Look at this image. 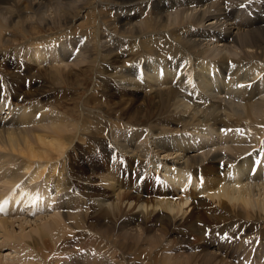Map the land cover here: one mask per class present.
Wrapping results in <instances>:
<instances>
[{"label": "bare ground", "instance_id": "6f19581e", "mask_svg": "<svg viewBox=\"0 0 264 264\" xmlns=\"http://www.w3.org/2000/svg\"><path fill=\"white\" fill-rule=\"evenodd\" d=\"M53 1L55 2V0H0V50L7 51L12 48L18 38L29 40L24 46L34 48L43 42L49 45V49L53 48L50 45L55 46L56 40L63 38L61 46L56 47L57 54L70 57L72 55L70 52L79 45L77 44L79 36L88 35L96 41L79 45V50L83 49L80 54L82 58L92 62L90 71L94 74L91 78L93 81L91 89L84 99H81V93L78 91L74 92V95H67L64 92L63 102L67 105L64 106L57 99L50 98L52 92L55 94V90L47 91L45 87L50 84L54 88L65 83L71 90L72 81L77 79L76 85L82 89L86 88L89 82L79 77L85 72V67L79 69L77 74L71 71L56 74V69L50 70L47 77H42L40 72L37 74L23 70L24 76L18 72L10 75L12 77L8 79L10 97L14 98L17 104H29L33 108L28 111L25 109L29 107L24 106L20 107L21 109H11L14 116L11 120L4 121L7 114L3 117L0 115V150L6 151H2L0 157H7L6 162H11L13 153L19 154L20 157L17 166L9 165L10 169L5 171L1 169L3 167L0 168V178L6 177L16 181L31 168L32 163H38L36 172L30 173L31 181L40 177L43 167L46 168L48 163L51 165L49 171L57 177L54 193L64 191L65 194H62L69 197H65L64 210H61L64 223L58 218H51L52 221L45 220L46 222L43 221L37 230L39 240L32 239L31 246L35 249L36 258L42 261L41 264H50L46 261L50 255L55 262L61 260L63 256L69 257L70 255L65 252L71 251L66 244L69 240H76L78 236L84 238L80 243L84 244V249L79 246L75 249L74 255L80 253L84 254L86 259L90 257L86 264H104L110 257L112 246L117 247L119 259L123 264L122 257L131 253L130 260L135 261L143 260L144 256L149 254L148 260L151 264H196L193 263L197 256L195 254L183 256L184 258L181 255L170 257L162 255L164 260L159 258L158 261L155 253L151 254L139 244L142 237L126 231L119 233L125 225L123 219L129 224L137 216L140 217L137 224L143 234H146V231L144 232L146 226L153 228V224L157 222L159 233H155L149 242L150 247L154 249L160 244L158 242L160 235L166 238L169 235L173 236V249L189 245L193 238L200 240L196 241L201 244L198 250L204 249L211 246L215 237L218 238L217 232H228L232 235L235 231L234 225H242L238 233L240 238L232 241L237 246L241 243L246 246L252 243L251 236L257 237L259 241L264 240V180L256 177L251 181L246 175L251 162L252 148L255 147L251 143L245 145L244 139L243 145H238L237 139L240 138L236 136L229 144L225 141L219 142L221 137L216 135L206 136L207 132L214 133V127L219 123H222L220 127L224 128L260 125L264 132V101L259 97L255 99L254 90L257 83L250 84L252 89L246 92V96L244 92L238 97L235 96L239 89L237 85L251 83L257 73L264 78V0H247L249 11L239 15H236V11L241 3L243 5L246 2L244 0H214L212 3H207V0H57L56 3L59 4L57 14L54 15V9V12L46 16L45 11L48 7L52 9ZM178 2L183 6L191 4L196 7L206 6L198 8V11L187 19L178 13L169 16L168 21L163 12L174 3L175 6L180 4ZM78 16L82 20L75 26L73 21ZM209 16L213 17L212 22L203 23L204 26L199 27L200 21L202 24ZM40 25L43 27L39 32L41 30L51 32L46 35L43 33L45 37L40 36L38 32ZM217 27L224 31L215 29ZM20 30L25 35H17ZM33 32H37L36 35H28ZM102 35L107 37V41L99 44L97 40H100ZM228 36H231L230 41L227 39ZM211 39L232 43L236 52L220 53L208 58L205 54V42ZM42 49L48 53V48L32 49L36 63L46 55ZM127 56L132 58L130 62L125 61ZM169 57L174 59L169 60ZM229 61L232 62V67L229 66ZM226 62L224 72H220ZM161 68L163 75H158ZM139 69H142V72L138 73ZM177 71L182 75L178 82H174L177 81ZM185 71L192 73V79H197L195 86L190 79L183 84ZM217 72L224 77H219ZM210 78L215 82L214 88L212 82H209ZM23 80L27 81L28 87L22 86ZM115 85H118L117 89L120 91L126 90L139 95L142 93L141 99L138 100L142 103L130 106L124 105L120 99L111 102L109 98L115 97L113 93ZM147 87L152 91L147 93L145 91ZM216 88L225 92L221 100L212 97V91ZM90 91L93 94L89 95ZM196 91L201 93L200 97L196 95ZM226 93L230 98H226L228 97ZM180 100H184L187 105L184 109H177L179 107L176 105ZM42 108L45 112L40 111L38 119L31 121L34 113H39ZM58 110L63 111L59 114ZM69 118L75 121L73 133L66 132L62 127L63 121ZM42 119H47V122L55 124V127L44 123L42 125ZM246 120L248 124H245ZM124 123L134 125L136 128L128 136L122 137L119 129ZM36 125L39 126L35 127ZM178 125L181 128L173 127ZM199 126L204 127L198 128ZM143 133L149 139L148 146L143 147L137 143H134V146L131 136L135 137L136 141ZM151 138L153 143L150 141ZM185 140H197L199 147L190 144L183 146ZM150 146L159 150L155 149L156 153H152L153 149L151 150ZM258 148H264V140ZM115 155L126 160L125 174L124 169L119 173L118 165L110 171L104 170L110 160H115L112 159ZM132 155L136 156V161L127 158ZM173 157H178L179 160H171ZM220 161L233 163L243 177L231 182L227 178L226 169L221 176ZM212 162L214 166L210 165L208 168H217L216 173L205 177L202 173V164L209 165ZM132 163L139 164V170L136 171L138 175L142 170H148V164L152 165L153 169L159 165L165 171L163 178L173 167L176 174L186 170L193 177H197L195 170H199L203 181L206 182L202 189L201 185L197 187L200 189L187 188L185 194L182 193L175 201H170L172 198L165 200L162 197L142 196L135 191L136 176L131 175ZM206 171L210 173V170ZM49 174L44 175V180L52 178ZM117 176L123 183L116 179ZM184 181L185 178L183 183ZM210 182L218 185L214 191V184ZM70 187L72 190H69ZM30 192L36 194L34 190ZM197 193L199 196H193ZM207 197L214 198L218 207L205 200ZM105 198L109 199L107 201L111 209L103 205ZM35 199L39 202L32 201L35 208L49 204L40 195ZM75 202L84 203L85 211L83 208L80 212L85 213L79 214L77 211L73 213L79 206L74 207ZM127 202H130L129 206H141L140 208L146 210L149 206L151 210L145 214L142 211L134 212L132 209L125 211L122 204ZM184 206L189 209L188 213L183 209ZM157 207H160L161 211L155 212ZM172 211L174 212L171 214ZM7 220H10L9 216L0 217V223L8 222ZM106 223L109 225L105 226ZM65 224L68 228L73 227L74 231L69 232ZM16 233L13 237L17 236ZM48 233L53 239L59 240V243L51 242ZM18 235L21 239L24 237V234ZM227 243L225 241L217 246L225 247ZM15 244L12 245L16 246ZM165 248L173 251L168 246ZM238 248L239 251L219 248L220 254L207 253L205 259L203 256L201 262L197 264H229L225 260L221 261L227 253L238 255L236 258L241 264H255L257 253L251 246ZM252 253L255 258L252 257ZM115 256L116 254H111L110 263H113L112 258ZM70 261L72 262L71 259Z\"/></svg>", "mask_w": 264, "mask_h": 264}, {"label": "rangeland", "instance_id": "374dc122", "mask_svg": "<svg viewBox=\"0 0 264 264\" xmlns=\"http://www.w3.org/2000/svg\"><path fill=\"white\" fill-rule=\"evenodd\" d=\"M56 1L57 0H55V2L53 1V6H52V9H50L51 7H48L47 8V10L45 11V15L46 16H48L50 13H52V11L54 12V9H55V14L54 15H56L57 14V12H58V6H59V4H57L56 3ZM214 0H207L206 2L208 3H212ZM230 1V0H229ZM246 1V2H245ZM186 2H188V1H186ZM205 2V3H206ZM244 2L245 3H243V5H245V7L243 8V7H240L241 5H242V3L239 5V8L237 9V11H236V15H239V14H241V13H247L248 11H249V9L247 8V0H244ZM178 3H180L181 4V2H178ZM193 3H195V2H193ZM180 4H178V5H176L175 6V3L173 4V6L172 7H170L169 9H167L166 11H164L163 13L166 15V17H167V19H168V21H169V16L171 17V16H173V15H176V14H178V13H181L182 15H183V17H184V19H185V17H186V19L187 18H189L193 13H195V12H197L198 11V8H200V9H202V8H204L206 5H203V6H199V5H197V7L194 5V4H191V5H185V6H183L182 4L180 5ZM192 5H194V6H192ZM223 6H224V4H223ZM223 6H222V8H223ZM188 7V8H187ZM193 8V9H192ZM50 16H52V15H50ZM139 19H142V18H139ZM138 19V20H139ZM213 19V17L212 16H209V17H207L205 20H203L204 22H202V24H201V21H200V23L198 24V26L199 27H203L204 25H203V23L204 24H207V23H209V22H212L211 20ZM82 20V18H80L79 16L77 17V18H75V21H73V23H74V25L76 26V24H77V22H79V21H81ZM137 20V21H138ZM136 22V21H135ZM201 24V25H200ZM203 25V26H202ZM43 26L42 25H40L39 26V28H38V32L40 31V29L42 28ZM209 27V26H208ZM215 29H217V30H220L221 28L220 27H217V28H215ZM221 32L222 31H224V29H221L220 30ZM22 32V30H20L19 32H17V35H25V34H23V32ZM49 32H51L50 30H47V31H43V30H41V32H39V34H40V36H42L43 35V33H44V35H46V33L48 34ZM36 33L37 32H33V33H31V34H28V35H36ZM43 35V37H45ZM85 35H87L86 33H85ZM89 36L87 35L86 37L85 36H79V38H78V42H77V44H79V45H81V41L83 40V41H85V43L87 44H91V43H94V42H96V41H93V39L91 38V37H89ZM227 39H228V41H230V39H231V36H228L227 37ZM62 40H63V38H61V39H59V40H56V43H55V46L54 45H50V46H53V48H50L51 50L53 49L54 50V48H55V50H54V52H52L50 49H49V45L47 44V43H43L42 42V44H39V45H37L36 47H31V46H24V44L26 43V41H29V40H26V39H23V38H18L17 39V41L16 42H14V45L12 46V48H9V50H7V51H3L2 49L0 50V59H1V61H0V96H2V94H1V92L4 90V87H3V83H5V85H6V95L7 96H9V98L13 101V103H15L16 105H18L17 104V102H15V99L14 98H12V97H10V93H9V91H10V89L8 88V86H9V83H8V79L9 78H11L12 76H10V75H14V74H16V73H20L21 75H25V74H23V70H25V71H27V72H30V73H39L40 75H42V77H47V74H48V72H50V70H54L55 71V69H56V74H64V73H66V72H68V71H71V72H73V73H78L79 72V69H82L83 67H85V72H83V73H81L80 74V76L79 77H81L82 79H85L86 81H88L89 83H88V86L85 88H80V86H78V85H76L77 83H75L76 81H77V79H74L73 81H72V87H71V90H70V88H69V86L67 85V84H65V83H62V84H60L59 86H56V87H52L50 84H48L47 85V87H45L44 89L45 90H47V91H49V90H55V94H54V92H52V94H51V96H50V98L51 99H57L62 105H64V106H67V105H65L64 104V97L62 96V93H66L67 95H74L73 93L74 92H80L81 94H80V97H81V99H84V97L88 94V92H89V90L91 89V84L93 83V81H91V78L92 77H94V74H92V72L90 71V68H92V62H88V59H83L82 58V56L80 55L81 54V52H82V50L83 49H81V50H79V52H78V54H75V55H73L72 54V56L71 57H63L62 55L61 56H59L58 54H57V51H58V48H56V47H58V45L59 46H61V43H62ZM81 40V41H80ZM105 40V42L107 41V37L106 36H103L102 35V37L100 38V40H97V42L100 44V42L102 43V41H104ZM93 41V42H92ZM216 41V42H215ZM218 41V39L216 40V39H211L210 41L208 40L207 42H205V54L207 55V57L208 58H212V57H215V56H217L218 54H222V53H225V54H233V52H236V51H234V47H233V45H232V43H229V42H217ZM16 43V44H15ZM223 45H222V44ZM220 44V45H219ZM57 45V46H56ZM16 47V48H15ZM42 47H44V48H48L49 50H47V54H46V51L45 50H43V51H45V57H43V58H41L40 59V62L39 63H36L37 61H35L34 60V58H33V50L32 49H34L35 50V48H42ZM32 48V49H31ZM41 50V51H42ZM57 50V51H56ZM236 50V49H235ZM31 55V56H30ZM213 55V56H212ZM81 57V58H80ZM127 59V60H126ZM22 60V61H21ZM130 60H132V58H128V56L125 58V61H127V62H130ZM20 63H21V66H20ZM44 64V65H43ZM227 64V62L226 63H224L223 64V67H222V69L220 70V72H224V70H225V65ZM38 66V67H37ZM90 66V67H89ZM51 68V69H50ZM61 69H62V71H61ZM86 69H88V70H86ZM44 70H47V71H44ZM44 71V72H43ZM59 71V72H58ZM45 73V74H44ZM217 74H218V72H217ZM83 75V76H82ZM87 75V76H86ZM218 76L219 77H221V74H218ZM256 76H261L260 75V73H257L256 75H255V77ZM85 77V78H84ZM91 81V82H90ZM261 82L264 84V78L263 77H261ZM121 86H124V87H127L125 84H120ZM22 86L23 87H28L29 86V84L27 83V81L26 80H23V82H22ZM117 87H118V85H115V88L116 89H114L113 90V93L115 94V97H111V98H109L110 99V101L111 102H115L116 100H121V102H123L124 103V105H134L135 103L138 105V104H141L142 102H140V101H138V100H140L141 99V97H142V93H141V95H139V93H132V92H130V91H126V90H118L117 89ZM148 88V87H147ZM154 88V85H153V87H152V89ZM264 88V87H263ZM152 89H147L146 90V88H145V91H147V93L148 92H151L152 91ZM227 93H228V91L227 90H225ZM213 92V96L212 97H214V98H216V99H220L221 100V98L224 96V94H225V92H221V90H218V92H214V90L212 91ZM69 93V94H68ZM227 93H226V95H227ZM91 94H93V92L92 91H90V94L89 95H91ZM256 95H257V97H256ZM255 95V99H258V97L260 98V99H262L263 101H264V91H262V92H259L258 94H256ZM228 96V95H227ZM226 97V96H225ZM226 98H230V96H228V97H226ZM134 99V100H133ZM21 100H23V98L21 99ZM57 101V102H58ZM239 102V101H238ZM179 104V105H178ZM72 106V105H71ZM176 106H178L179 108H177V109H184L187 105H186V103L184 102V100H180V101H178L177 102V105ZM21 108H23V107H21ZM20 108V109H21ZM87 108V107H86ZM88 108H92V107H90V106H88ZM17 109H19V108H17ZM26 109H28V108H26ZM79 110H80V107H79ZM40 111H43V112H45L44 111V109H41ZM59 111V114L60 113H62V111L61 110H58ZM9 112H12V110H8V112L6 111V113L4 114V116L7 114V116L10 114ZM42 112V113H43ZM41 113V114H42ZM221 113H224V112H222L221 111ZM43 120V119H42ZM247 121V120H246ZM43 123H44V125H46V124H48V125H51V127H55V124H49V122H47V119H44L43 121H42V125H43ZM63 123H64V126H62V127H64L66 130V132H68V133H73L74 132V123H75V121H73V120H70V118L69 119H67V120H64L63 121ZM246 123H248V121L246 122ZM36 124H37V122H36ZM222 123H219L218 125H216L215 127H214V133H210V132H207V134L208 135H206V136H218V134H217V130H218V128L220 127V125H221ZM39 125H36L35 127H38ZM41 126V125H40ZM246 126H250V125H246ZM251 126H253L254 127V129H258L259 130V132H261V130H262V132H263V128H262V126H260V125H254V124H251ZM127 128V129H123V128ZM174 128H177V129H179V128H181L179 125L178 126H173ZM202 127H204V126H199L198 128H202ZM136 128V126H134V125H131V124H129V123H127V124H122V127L119 129V130H121V136L122 137H124L125 135H129V134H131V132L133 131V129H135ZM225 128H227V127H225ZM39 129V128H38ZM127 130H129L130 132H128V133H125ZM195 134V133H194ZM145 134L143 133V134H141V135H139V137H142V139H141V141H139V142H136L135 141V137H132L131 136V141L133 142V145H134V143H137V144H139V145H142L143 147H146V146H148V144L150 143L148 140V138L146 137V136H144ZM185 136V135H184ZM235 136L236 137H238L239 138V136L237 135V134H235ZM138 137V138H139ZM149 137V136H148ZM202 137V135L200 136V138ZM210 137H208V138H210ZM219 137V136H218ZM148 139V140H147ZM244 139V138H243ZM150 141L152 142V138L150 139ZM249 141V140H248ZM248 141H246V142H244V143H247ZM250 141H254L253 139H251ZM195 142H197V140L195 141ZM153 143V142H152ZM197 144H198V147H199V143L197 142ZM221 145H223V144H221ZM135 146V145H134ZM214 147V146H213ZM212 147V148H213ZM151 150L153 149V152L152 153H156V151H155V149H158L159 150V148H157V147H154V146H150L149 147ZM149 149V151H151ZM3 151V150H2ZM1 150H0V156H1V154L3 153V152H6V151H3L2 152ZM246 151V150H245ZM244 151V152H245ZM8 153V152H7ZM12 153V152H11ZM243 153V152H242ZM17 153H13V158H11V162H14V163H11V162H6V159H7V157H0V168L1 167H3V169H7V170H9L10 169V167H9V165H11V164H17L18 163V160H19V154H17ZM118 156V157H117ZM158 156H160L159 155V153H158ZM174 156V155H173ZM115 157H117L116 159L118 160V161H120L121 162V158H123L122 156H119V155H115ZM128 159H133V160H135L136 161V156L135 155H132L131 157H127ZM160 159H162V158H160ZM171 160H179V158L178 157H173V158H171ZM2 161V162H1ZM3 161H5L4 162V164H3ZM6 163H8V165L6 164ZM41 163V162H40ZM122 163V162H121ZM1 164H3V165H1ZM38 164V163H37ZM37 164H35V163H32V166H31V168H29V170H27V173H26V171H25V173L26 174H29V173H33V172H36V170H37ZM124 164V163H123ZM210 165H213L214 166V162H212L211 164H202V173H203V175L205 176V177H207L208 175H212L213 173H216V170H217V168H213V169H211V168H208V166H210ZM45 166V165H44ZM119 166V165H118ZM7 167V168H6ZM46 168H44L43 167V171L41 172V174H43V176L40 174V177L42 176V178H44L45 176H47L48 174H49V170H50V167H51V165H48V163H47V165L45 166ZM156 167L157 166H155V169H156ZM147 168V167H146ZM48 169V170H47ZM57 169V168H56ZM206 169H208V170H210V173L208 174L207 173V171H206ZM6 170V171H7ZM45 170V171H44ZM49 171V172H48ZM56 171L57 170H55V173H56ZM29 172V173H28ZM47 173V174H46ZM45 175V176H44ZM49 175H51V180H56L57 179V177L56 176H54L53 175V172H50V174ZM221 176H222V174H221ZM38 179V177L37 178H34L33 180H29V182L30 183H33V182H35L36 180ZM15 181H12L11 179H9V178H6V177H2V178H0V189H2L5 185H8V184H12V183H14ZM8 183V184H7ZM211 184H214V187H213V191L218 187V185H216L214 182H210ZM220 186H224V185H220ZM197 188V187H196ZM197 189H200V188H197ZM33 190L37 193H40V194H42V192H43V194H44V191H43V189H42V187H40V186H36V187H34L33 188ZM69 190H72V188L70 187L69 188ZM1 192V191H0ZM56 192V191H55ZM59 192H61V191H59ZM58 192V193H59ZM190 192V191H189ZM31 193V192H30ZM61 193H63V194H65L64 193V191H62ZM188 194V193H187ZM66 196V195H65ZM37 198V197H36ZM37 199H34L33 200V202H38V201H36ZM107 200H109L108 198H105V202H104V204L103 205H105V206H107L109 209H111L112 207H110L111 205L109 204V201H107ZM205 200H207L209 203H211L212 205H214V206H217L218 207V203H216L217 201L214 199V198H210V197H207V199H205ZM108 202V203H107ZM39 203V202H38ZM48 203V202H47ZM129 203L130 202H127V203H123L122 204V207H123V209L125 210V211H128L129 209H132L134 212H139V211H142V212H144V214L146 213V212H149L150 210H151V207H147V210L145 209V208H140L141 206H137V207H133V205H130L129 206ZM78 204H79V206H78V209L77 210H73V213H76V211H77V213H85V212H80L83 208H84V203H81V202H78ZM41 205V204H40ZM82 205V206H81ZM186 206V205H185ZM184 206V208L183 209H185V210H187V206L185 207ZM131 207H133V208H131ZM98 210V209H97ZM84 211H85V208H84ZM155 212H158V211H161V208L160 207H157L155 210H154ZM188 211H189V209L187 210V213H188ZM169 212V211H168ZM174 211H172L171 212V214L173 213ZM88 213V212H87ZM170 213V212H169ZM180 215V213H178V216ZM49 217H50V219H49ZM47 218V219H46ZM51 218H58L59 220H60V222L61 223H64V221H63V219H62V216H61V211L60 212H57V211H55V212H51V213H49V214H44V215H32V216H29V215H25V214H23V215H18V216H9V219L10 220H7L8 222H5V223H0L1 225V227H0V264H41V260L40 259H38V258H36V253H35V249L33 248V246H31L32 245V243H33V241H32V239L33 238H36V240H39V232L37 231V230H39L38 228L39 227H41V225H42V223H43V221H45V220H47V221H52L51 220ZM140 220V217H138L137 216V218H134L133 219V221H131L129 224L125 221V219H123V222L125 223V225L123 226L124 228H122V229H120L121 231H119V233H124L125 231L126 232H131L132 234H135V235H137L138 237H142V242L141 243H139L141 246H143L142 248L143 249H146V250H148V252H151V254H153L154 255V253H155V257H157V260L159 261V258L160 259H163V257H165V255L166 256H168V257H170V256H173V255H181L182 257L184 256V257H188V255L189 254H195V255H197L195 258H194V260H193V263H199V262H201V260H202V258H203V256H204V258L203 259H205V255H207V253H210V254H213V253H219L220 254V250H219V248H221V249H224V250H226V249H228V250H233V251H239V248H238V246H243V244L241 243V244H238V246H237V244H235L234 242H228L226 245H225V247H224V245H220V247L219 246H217V245H219V244H223L226 240L225 239H223V238H221V237H219V238H214L215 240H213L214 242L211 244V246L209 245L207 248H204V249H200V250H198V247H200V245L201 244H199L198 242L196 243V241H200L199 239L197 240V238H193V240H190V244L188 245V244H186V245H181V246H179L177 249H173V247H172V239H173V236L172 235H169V236H167V238L166 237H162L161 235H160V237H159V243L161 244V246H160V244L159 245H157L158 247H157V249L155 248L154 249V247H150V241H151V239H152V236L156 233V234H158L159 233V231H157V228H159L158 226H157V222L156 223H154L153 224V228L152 227H150V228H148L149 227V225L148 226H146V228L147 229H150L151 231H149V230H144V232L146 233V234H143V232L141 231V227L137 224V222ZM46 222V221H45ZM98 222V221H97ZM92 223H95V222H92ZM100 223V222H99ZM38 225V226H37ZM108 226L109 224H105V226ZM64 226H66V224L64 225ZM35 227H37L36 229H35ZM67 227V229H68V231L69 232H72V228L73 227H69L68 228V226H66ZM83 227H85V225L83 226ZM2 228H3V230H2ZM219 228H221V227H219ZM21 229V230H20ZM33 229V230H32ZM76 229V228H75ZM78 229V228H77ZM209 229V228H208ZM32 230V231H31ZM18 231H20V233L18 232ZM22 231H24V232H22ZM74 231V230H73ZM16 232H18V233H16ZM28 232V233H27ZM125 232V233H126ZM140 232H142V233H140ZM14 233H16L17 234V236L16 237H13V234ZM18 234H21V235H23L24 234V237H22V239H21V237L18 235ZM49 234V233H48ZM26 235V236H25ZM51 234H49V236L48 237H50V238H48L51 242H55L56 243V241H57V243H59V240H57L56 238H52V236H50ZM38 236V237H37ZM195 236H197V235H195ZM202 236V235H201ZM84 238L82 237V236H78V237H76V240H69L68 242H67V244H66V247L68 248V250L69 251H71V256H67V257H65V256H63L62 258H61V260H59L58 262H55L52 258H51V255L50 256H48L47 257V259H46V261L47 262H50V264H81V262H78V260L76 259L77 257H79L81 254L80 253H76L75 255H74V251H75V247H76V242H78V243H81L82 242V240H83ZM255 240V242L256 241H258V243L259 244H257L256 246H255V248L253 249V251L255 252V253H257V256H256V258L254 257V253H252V257L253 258H255L256 260H258L259 258H260V256H261V254L262 253H260L261 252V250L263 251L264 250V240H261V241H259L260 239H258L257 237H255V236H251V242H253ZM21 241V242H20ZM193 241H194V243H193ZM32 242V243H31ZM35 242V241H34ZM90 242V241H89ZM192 242V243H191ZM237 242H239V241H237ZM14 243H16L15 245L16 246H13L14 245ZM31 243V244H30ZM56 243V244H57ZM202 243V242H201ZM13 244V245H12ZM20 244V245H19ZM192 244H198V246L197 245H192ZM204 244V243H203ZM30 245V246H29ZM87 245H88V243H87ZM207 245V244H206ZM246 245V244H245ZM11 246V247H10ZM12 246H13V248H12ZM27 246V247H26ZM166 246H168V247H170L173 251H171V250H167L165 247ZM183 246V247H182ZM234 246H235V248H234ZM17 247H19L18 249H17ZM25 247V248H24ZM162 247V248H161ZM219 247V248H218ZM227 247V248H226ZM66 248V249H67ZM158 248H159V250H158ZM164 248H165V250H164ZM26 249V250H25ZM114 249H116V250H114ZM153 249V250H152ZM259 249H260V252H259ZM19 250H21V251H19ZM23 250V251H22ZM25 250V251H24ZM67 250V251H68ZM151 250V251H150ZM156 250V251H155ZM162 250H163V252H162ZM115 251V252H114ZM139 251V250H138ZM154 251V252H153ZM25 252V253H24ZM137 252V251H136ZM160 252V253H159ZM199 252V253H198ZM201 252V253H200ZM69 254L70 255V252H65V254ZM114 253V255L116 254V256L118 257H114V258H112V261H113V263H110V261H109V259H111V254H113ZM50 254V253H49ZM200 254V255H199ZM229 253H227L225 256V258H222V260L221 261H226V262H228L229 264H230V258H228V256L229 257H231L232 256V254H229ZM109 255H110V257H109V259L108 260H105L106 262L104 263V264H106L107 262H108V264H123L122 262H121V260L119 259V253H118V250H117V247H115V246H112L111 247V249H110V253H109ZM149 255V254H148ZM148 255L146 254V256H144V259L142 260V259H140V261L139 260H130V257H132V253L131 254H127V256H126V254H125V257H122L123 258V260H124V264H151L150 262H149V260H148ZM162 255H163V257H162ZM259 255V256H258ZM151 256V255H150ZM223 256V255H222ZM238 255H233L232 257H237ZM251 256V255H250ZM53 257V256H52ZM136 258H139V257H137V256H135ZM183 257V258H184ZM240 257V256H239ZM252 257H251V259H252ZM72 260V262L70 261V259ZM88 258H90V257H88ZM88 258L86 259L85 258V256H84V264H86V262H88ZM104 258V257H103ZM126 258V259H125ZM250 258V257H249ZM34 259V260H33ZM50 259H52L51 261H48V260H50ZM129 259V260H128ZM237 259V258H236ZM31 260V261H30ZM164 260V259H163ZM28 261L29 262H31V263H28ZM70 261V262H69ZM114 261H115V263H114ZM170 261H171V259H170ZM174 261V260H173ZM208 261H212V260H208ZM217 261H219V260H217ZM60 262V263H59ZM126 262V263H125ZM140 262V263H139ZM172 262V261H171ZM170 263V262H169ZM232 264V263H231Z\"/></svg>", "mask_w": 264, "mask_h": 264}, {"label": "snow or ice", "instance_id": "6c2138e0", "mask_svg": "<svg viewBox=\"0 0 264 264\" xmlns=\"http://www.w3.org/2000/svg\"><path fill=\"white\" fill-rule=\"evenodd\" d=\"M240 7H245V5H241ZM84 42L85 41L82 40L81 41V44L84 43ZM78 52H79V45L77 46L76 53H74V55L75 54H78ZM171 59H174V57H169V60H171ZM229 66L230 67L233 66L231 61H229ZM177 69H179V65H177ZM160 71H161V75H163V69L162 68H161ZM140 72H142V69H139L138 70V73H140ZM180 75H182V74L179 73V71H177V81H174V82H178ZM185 79H187V78H185ZM249 86L250 85H237V87H249ZM190 96H191V94H190ZM221 131H225V130L224 129H221ZM257 155H258V153H257ZM121 162L126 165V160L124 158H121ZM136 163H140V162H136ZM157 166L159 167V165H157ZM144 167H146V166H144ZM219 167H220V170H221V174L223 175L225 169H230V168L234 167V165H230V164L225 163L224 161H220ZM260 167H264V159H261L259 161V163H257V161H253V167H252V173L251 174H254L256 171H258V169ZM195 171H196L197 177L201 181V189H202L203 182H204L203 181V176H202V174L200 173L199 170H195ZM228 176H233V173L232 172H228ZM146 179H147V176L144 175L143 172H141L138 175L137 182H140L141 180H146ZM155 179L156 180H160L161 177L157 175L155 177ZM189 179H191V177H189ZM237 187H239V185H237ZM183 190L184 189H182V191ZM6 203H7V200H5L3 202H0V211H3L4 210L3 209V205L6 204ZM51 207H53V206L52 205H49V208H51ZM233 227H234L235 231H234V233L232 235H230L228 232H223V233L217 232L216 234H217L218 238L222 235L225 240L239 239L240 237H239L238 233H239L242 225H234ZM246 243H247V241H246Z\"/></svg>", "mask_w": 264, "mask_h": 264}, {"label": "trees", "instance_id": "16d2710c", "mask_svg": "<svg viewBox=\"0 0 264 264\" xmlns=\"http://www.w3.org/2000/svg\"><path fill=\"white\" fill-rule=\"evenodd\" d=\"M221 77L223 78V77H224V75H221Z\"/></svg>", "mask_w": 264, "mask_h": 264}]
</instances>
